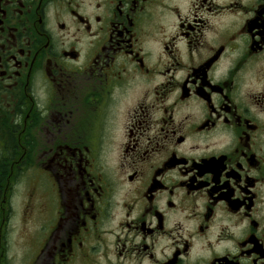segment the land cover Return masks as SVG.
I'll list each match as a JSON object with an SVG mask.
<instances>
[{
	"label": "flooded vegetation",
	"instance_id": "obj_1",
	"mask_svg": "<svg viewBox=\"0 0 264 264\" xmlns=\"http://www.w3.org/2000/svg\"><path fill=\"white\" fill-rule=\"evenodd\" d=\"M0 264H264V0H0Z\"/></svg>",
	"mask_w": 264,
	"mask_h": 264
}]
</instances>
